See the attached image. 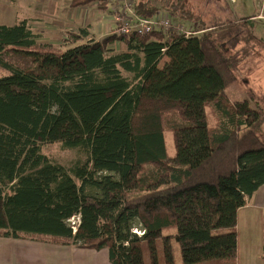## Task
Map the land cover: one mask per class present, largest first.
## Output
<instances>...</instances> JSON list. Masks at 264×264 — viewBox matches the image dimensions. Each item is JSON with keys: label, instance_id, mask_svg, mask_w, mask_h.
Segmentation results:
<instances>
[{"label": "trees", "instance_id": "1", "mask_svg": "<svg viewBox=\"0 0 264 264\" xmlns=\"http://www.w3.org/2000/svg\"><path fill=\"white\" fill-rule=\"evenodd\" d=\"M132 10L165 11L193 32L96 39L79 29L51 49L25 18L0 24V235L106 249L111 264H145L143 241L157 264L163 237L173 264L164 232L174 228L182 264H237L238 210L264 185V105L233 97L257 14L207 26L185 0H137ZM47 143L84 157L65 167L44 154Z\"/></svg>", "mask_w": 264, "mask_h": 264}, {"label": "rangeland", "instance_id": "2", "mask_svg": "<svg viewBox=\"0 0 264 264\" xmlns=\"http://www.w3.org/2000/svg\"><path fill=\"white\" fill-rule=\"evenodd\" d=\"M120 1L121 0H0V24H12L25 18L32 26L33 31L38 34L39 42L47 43L51 49H61L72 39L70 32H78L79 29L87 30L90 34L95 36V38L104 33H113L112 30L115 27V23L112 22L114 8H118ZM127 1L130 2L131 7H133L137 0ZM185 2L187 8L196 16L202 18L207 26H219L236 19H243L247 16L255 15L257 12H264V0H185ZM159 15H166L172 23L182 25L190 34L193 32V24L190 21L174 19L165 11H160ZM258 17L260 16L256 18L251 17V19L254 18V20L248 23L254 30L250 32L253 38H251L249 34L247 36V39L253 41L252 48L249 50V55L239 64L235 82L237 91L234 92L233 97L238 95L242 97L250 93L259 101L258 103L264 105V46L258 40L260 37L264 36V20ZM92 28H95L93 29L94 32L91 31ZM247 28L250 29V27ZM169 30H167L166 33L169 32ZM241 44V42L237 44L235 49H238ZM118 45L117 43L115 48L114 45L111 46L119 51L121 49L118 48ZM235 49H226L225 51L232 53ZM248 96L246 98H248ZM205 109L208 124L211 126L216 125L217 116L213 108L207 105ZM261 133L264 135V125L262 126ZM165 140L169 156H172L174 154L173 134L171 132H166ZM43 152L49 159L65 167L70 166L76 159H82L84 157L75 149H62L59 143L44 144ZM77 221V217H72L69 220L70 224H75ZM236 224L239 243L237 264H246L244 254L247 244L251 241L248 240L247 230L251 228L250 235L252 231H254L257 236L261 237L263 233H259V229H262L264 224L261 223V219H258L256 225H254L252 229V226H248L244 211L238 214ZM132 231L138 235L142 234V229L137 223ZM174 232V228H169L166 229L164 234H170L173 264H182L180 248L173 237ZM1 237L3 236L0 235V239H2ZM47 242L50 243L51 241L48 240ZM153 246L155 248L154 254L157 264H166L163 237H158L153 242ZM141 249L144 263L152 264V250L150 249L149 242L143 241L141 243ZM107 261H109L108 257ZM96 262L101 261L96 260ZM197 264L219 263L217 259H212Z\"/></svg>", "mask_w": 264, "mask_h": 264}, {"label": "crops", "instance_id": "3", "mask_svg": "<svg viewBox=\"0 0 264 264\" xmlns=\"http://www.w3.org/2000/svg\"><path fill=\"white\" fill-rule=\"evenodd\" d=\"M256 14L257 16H260L258 18L264 20V12H257ZM112 22H114V19ZM93 29L95 28H92V32H94ZM110 33L108 32L103 35H98L96 39H100L102 36L109 35ZM117 43L119 44L118 48L121 49L119 51L124 50V46L117 40L111 45H114L115 48ZM243 211L246 215L248 226H252V229L254 225H256L258 219H261V223L264 224V185L260 186L256 192L248 198L246 205L238 210V214ZM250 231L251 228L247 230L248 240L251 241L246 247L244 254V257L246 258L245 262L246 264H264L262 258L264 227L259 229V233H263L261 237L257 236L254 231H252V234L250 235ZM1 238L0 264H111L107 261L108 254L106 249L93 250L21 238ZM238 251L239 243L237 241V257ZM96 260L101 262H96Z\"/></svg>", "mask_w": 264, "mask_h": 264}, {"label": "built area", "instance_id": "4", "mask_svg": "<svg viewBox=\"0 0 264 264\" xmlns=\"http://www.w3.org/2000/svg\"><path fill=\"white\" fill-rule=\"evenodd\" d=\"M113 19L115 27L112 32L116 35H127L130 33L143 35L155 29H161L166 32L170 28L186 35L190 33L182 25L172 23L166 15L157 14L153 17H143L134 13L130 2L127 0H121L118 8H114Z\"/></svg>", "mask_w": 264, "mask_h": 264}]
</instances>
